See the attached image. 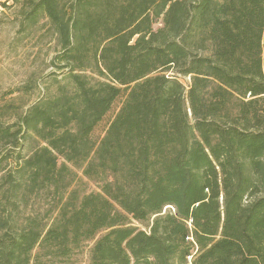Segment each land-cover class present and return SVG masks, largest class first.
Instances as JSON below:
<instances>
[{"label":"trees","instance_id":"16d2710c","mask_svg":"<svg viewBox=\"0 0 264 264\" xmlns=\"http://www.w3.org/2000/svg\"><path fill=\"white\" fill-rule=\"evenodd\" d=\"M9 2L61 72L0 108V264H264V0Z\"/></svg>","mask_w":264,"mask_h":264},{"label":"rangeland","instance_id":"374dc122","mask_svg":"<svg viewBox=\"0 0 264 264\" xmlns=\"http://www.w3.org/2000/svg\"><path fill=\"white\" fill-rule=\"evenodd\" d=\"M4 3L12 4L9 0H0V108L10 104L23 105L25 102L36 100L46 92V84L53 83L54 78L48 76L54 72H61L51 66L56 42L49 35L42 36L43 32L46 33L45 28L37 30L35 36L20 35L13 10L5 8ZM180 79L185 85L190 82L189 78ZM25 85L31 86L30 92L23 90ZM5 119H8L7 116ZM102 129L101 127L96 130V137L101 134ZM4 173L5 171H0V183ZM77 174L78 179L73 183L72 189H78L82 194L99 191L98 186L85 178L81 171H77ZM2 191L0 215L7 209ZM57 200L51 192H42L38 197H31L27 204H16V207L20 206V217L28 215L44 217L51 214Z\"/></svg>","mask_w":264,"mask_h":264}]
</instances>
